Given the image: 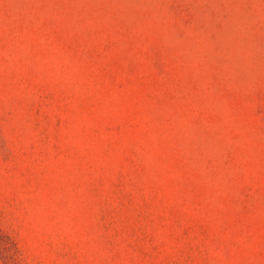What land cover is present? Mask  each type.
I'll use <instances>...</instances> for the list:
<instances>
[{
	"label": "rangeland",
	"instance_id": "obj_1",
	"mask_svg": "<svg viewBox=\"0 0 264 264\" xmlns=\"http://www.w3.org/2000/svg\"><path fill=\"white\" fill-rule=\"evenodd\" d=\"M0 264H264V0H0Z\"/></svg>",
	"mask_w": 264,
	"mask_h": 264
}]
</instances>
